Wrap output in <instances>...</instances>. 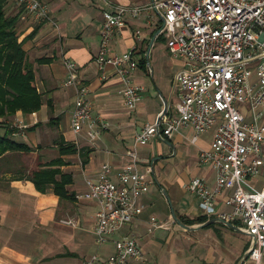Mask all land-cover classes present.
<instances>
[{"label":"crops","instance_id":"obj_1","mask_svg":"<svg viewBox=\"0 0 264 264\" xmlns=\"http://www.w3.org/2000/svg\"><path fill=\"white\" fill-rule=\"evenodd\" d=\"M43 1L51 8L52 21L35 18L17 0H9L6 5L7 15L19 14L16 30L19 40L23 41L28 62L33 65L35 84L43 97L39 110L30 113L18 111L11 117L12 125L19 122L25 126L24 130H17L11 125V136L39 149L43 142L42 130L59 127L60 142L62 140L77 148L75 154L63 156L66 165L62 168L73 176L74 182L68 190L76 196L86 192V180L99 179L102 165L109 164L116 172L130 163L127 153L132 149L137 134L145 125L158 121L166 101L174 111L177 101L175 76L183 69L184 60L170 54L165 36L159 34L163 25L159 14L147 10L138 17L127 15L125 25L113 37L110 46L116 53L134 51V58L138 61L139 66L131 78L143 86L144 91L137 107L129 109L121 93L123 81L115 68L108 65L104 73L106 78H103V72L97 67L103 12L120 5L148 6L155 0ZM137 30L140 38L136 36ZM67 59L76 63L79 75L89 86L92 116L107 124L93 142L87 137L86 125L80 134H75L71 128L75 90L64 86L68 75ZM34 126L37 127L29 130ZM214 132L213 129L194 140V129L189 127L168 141L159 138L151 141L170 143H166L169 156H164L168 151L154 154L151 142L136 148L140 169L152 170L151 184L141 198L144 210L130 226L115 235L112 242L98 247L99 252L95 253L103 256L112 254L113 241L128 236L138 240L144 259L130 260L126 264H147L149 254L157 257L163 249L170 256V264H239L249 248L250 238L236 235V231L221 223L194 230L182 238L175 232L168 233L171 234L168 236L161 231L164 227L157 228L154 235L149 232L152 218L161 221L173 218L162 188L168 193L178 218L207 216L199 207L198 197L187 192L185 185L192 178L199 177L210 187H215V172L210 166L199 163V154L210 148ZM39 153L36 152V157ZM8 154L11 153L0 156V159ZM84 157L88 158L86 164ZM152 157L155 158L152 160ZM28 177H16L12 172L0 173V264H81L94 254L91 249L97 248L94 235L96 204L76 198L74 201H61L51 192L40 193ZM250 184L256 189H264V149L261 173L251 178ZM232 193V189H225L217 197V212L226 214L232 211L225 204ZM152 199H157L155 201L164 210L162 216L146 215L153 206ZM204 229L206 233H201Z\"/></svg>","mask_w":264,"mask_h":264},{"label":"built area","instance_id":"obj_2","mask_svg":"<svg viewBox=\"0 0 264 264\" xmlns=\"http://www.w3.org/2000/svg\"><path fill=\"white\" fill-rule=\"evenodd\" d=\"M37 19L52 21L51 8L43 0H17ZM152 10L164 18L159 34L166 38L171 55L181 57L184 67L175 76L177 101L160 121L145 125L137 134L127 155L130 163L114 172L109 164L101 167L98 180H86L85 193L78 201L94 202V235L97 247L106 245L130 226L143 212L141 198L151 184L152 170L142 171L136 148L153 139L168 141L189 127L196 140L214 129L211 146L199 154V163L216 175L210 187L203 178H192L187 192L200 200L199 207L209 217L217 216L248 233V256L241 264H264V189L250 184L261 173L264 149V0H155L148 6H116L103 12L101 43L96 56L98 69L115 68L123 81L121 91L129 109H135L144 87L132 80L138 68L134 51H112L111 40L126 23V16L138 17ZM140 38V31H136ZM64 86L75 90L71 128L80 134L85 125L93 142L107 124L92 116L89 86L83 82L77 65L67 59ZM13 129L24 130L21 123ZM233 193L225 201L229 213L216 210L217 197L225 190ZM151 222L157 225L156 218ZM71 224V222H64ZM108 256L95 253L81 264H126L142 261L144 251L134 237L113 241Z\"/></svg>","mask_w":264,"mask_h":264},{"label":"trees","instance_id":"obj_3","mask_svg":"<svg viewBox=\"0 0 264 264\" xmlns=\"http://www.w3.org/2000/svg\"><path fill=\"white\" fill-rule=\"evenodd\" d=\"M8 1L0 0V119L11 118L18 111L24 113L37 111L43 104L42 94L35 84L33 65L28 62L23 41L19 40L16 30L19 14L7 15ZM34 32L36 33V30ZM37 126L29 130H33ZM12 133L13 131L0 133V156L6 153L31 155L34 148L14 140L11 136ZM57 146L59 155L50 161H45L41 153L37 155L36 169L28 177V180L35 185L40 193L51 192L61 201H74L75 194L68 190V187L73 184L74 178L71 174L64 172L62 168L66 165L63 156L75 154L77 148L62 140ZM83 160L84 164L88 162L87 157H84ZM179 219L183 224L191 227L196 224H204L215 217L199 216L190 219L181 216ZM235 226L238 227L236 223Z\"/></svg>","mask_w":264,"mask_h":264},{"label":"rangeland","instance_id":"obj_4","mask_svg":"<svg viewBox=\"0 0 264 264\" xmlns=\"http://www.w3.org/2000/svg\"><path fill=\"white\" fill-rule=\"evenodd\" d=\"M11 118H4L3 120L0 119V133L4 134L5 132H10L12 131L11 129ZM51 127V126H50ZM56 128V127H55ZM42 135H43V142L40 145L41 148L40 149H36L34 148V152H40L45 161H50L56 157H58V148L56 147V142L59 143L60 142V135H61V131L60 128L58 127L57 129H46V130H42ZM13 138V137H12ZM17 138H20L19 136ZM22 139V138H21ZM24 139V138H23ZM19 141V140H17ZM25 142L27 140H24ZM27 143H29V141H27ZM151 144L153 145L152 148V152L154 154H160V152H167L166 154L168 155H164V156H169V152L170 150H168L166 148V143H158V142H151ZM36 152L31 154V155H22L19 153H11L8 154L7 156H5L4 158L0 159V173H9L12 172L16 177H20V176H24V175H28L31 176L32 172L36 169ZM162 156V157H164ZM160 157V156H158ZM155 157H152V160ZM149 189V188H148ZM147 189V191H148ZM157 199H152L151 204H153V206L146 211V215H148V217H150V214H156L157 217L162 216L165 212L163 209H161V206L159 204L158 201H155ZM91 211V210H90ZM157 220V225H159V227H154L153 224L151 225V227L149 228V232L151 233V235H154V231L157 228H163L161 229V231H164L166 234L171 233L173 234V232H175V235L178 236L179 238L184 237L185 235H189V233H192L194 231H188L182 227H180L173 218H169L168 221H161V220ZM206 231L201 230V233H206L204 232ZM236 235L240 236L244 235L242 233H239L236 231ZM171 234H168L171 235ZM165 235V234H164ZM157 236V235H156ZM163 236V235H162ZM161 236V237H162ZM167 236V237H168ZM166 240V239H165ZM193 247V246H192ZM91 253L95 252H99L98 251V247L96 248L95 246L91 249L90 251ZM167 251L166 249H163V252H161V255L159 256H155L154 254H149L146 258L148 259L147 264H170L171 260H170V256L165 254ZM167 255L165 258L163 259V257Z\"/></svg>","mask_w":264,"mask_h":264},{"label":"water","instance_id":"obj_5","mask_svg":"<svg viewBox=\"0 0 264 264\" xmlns=\"http://www.w3.org/2000/svg\"><path fill=\"white\" fill-rule=\"evenodd\" d=\"M161 19H162V21H163V23H164V18H163L162 16H161ZM167 111H168V112L171 111L170 103H169L168 101L165 102L164 110H163V112H162V115H161L160 118L158 119V121L161 120V118L165 115V113H166ZM166 143H167L168 145H170V143H168V142H166ZM153 175H155V173H154V169H153ZM154 180L156 181L157 185H158L159 187H161L160 184L158 183V181L156 180V178H154ZM161 192H162V194L165 196L166 200L168 201V204H169V206H170V208H171V213H172V217H173L174 221H175L179 226H181L182 228H184V229H186V230L194 231V230H198V229H201V228H206V227H208V226H210V225H212V224H215V223H221V224L225 225L226 227H228L229 229H232V230L237 231V232H239V233H242V234H244V235H246V236H249L248 233H246V232L242 231L241 229L237 228V227H236L235 225H233L232 223H229V222H227V221H225V220H223V219H220V218H215V219H213V220H211V221H208V222H206V223H204V224H201L199 227H189V226L183 224L182 221L177 217V215H176V213H175V211H174V209H173V205H172V203H171V200H170V197H169L168 193H167L163 188L161 189ZM249 237H252V238H253V236H249ZM247 256H248V253L246 252L245 255L243 256V258L240 260L239 264H241L242 260L245 259Z\"/></svg>","mask_w":264,"mask_h":264}]
</instances>
